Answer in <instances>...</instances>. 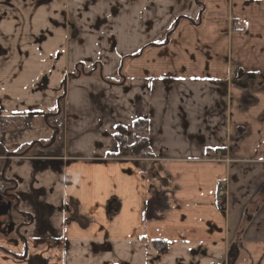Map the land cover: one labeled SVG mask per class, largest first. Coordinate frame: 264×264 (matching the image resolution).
Returning a JSON list of instances; mask_svg holds the SVG:
<instances>
[{
    "label": "crops",
    "instance_id": "crops-1",
    "mask_svg": "<svg viewBox=\"0 0 264 264\" xmlns=\"http://www.w3.org/2000/svg\"><path fill=\"white\" fill-rule=\"evenodd\" d=\"M0 117V264H264V0H0Z\"/></svg>",
    "mask_w": 264,
    "mask_h": 264
},
{
    "label": "trees",
    "instance_id": "trees-1",
    "mask_svg": "<svg viewBox=\"0 0 264 264\" xmlns=\"http://www.w3.org/2000/svg\"><path fill=\"white\" fill-rule=\"evenodd\" d=\"M64 100L63 97L59 99L58 110L55 114L47 115L44 117L45 123L50 127L53 132L52 140L48 144L41 142L34 143L26 148L20 156H34L45 158H58L63 155L64 150ZM32 117V116H29ZM8 122L0 117V132L5 131ZM134 129L139 132H146L147 121L140 120L134 124ZM126 132L122 127L116 129V140L118 142L119 152L114 156H133L140 159L152 158L149 150V143L146 138H136V142L132 147L127 146L125 142ZM6 188L14 185L15 182H5ZM6 192V191H5ZM165 250V247L160 249Z\"/></svg>",
    "mask_w": 264,
    "mask_h": 264
},
{
    "label": "flooded vegetation",
    "instance_id": "flooded-vegetation-1",
    "mask_svg": "<svg viewBox=\"0 0 264 264\" xmlns=\"http://www.w3.org/2000/svg\"><path fill=\"white\" fill-rule=\"evenodd\" d=\"M237 73H241L242 77L241 78H233L232 79V83L233 84H237L238 86H241L242 88H247L248 85L252 84V81L255 79L253 74H244L243 72H237ZM250 78V79H249ZM240 84V85H239ZM220 190H223L225 193V187L221 186ZM225 197V194L223 196V198ZM223 198L219 199L222 200Z\"/></svg>",
    "mask_w": 264,
    "mask_h": 264
},
{
    "label": "rangeland",
    "instance_id": "rangeland-1",
    "mask_svg": "<svg viewBox=\"0 0 264 264\" xmlns=\"http://www.w3.org/2000/svg\"><path fill=\"white\" fill-rule=\"evenodd\" d=\"M76 68H77V72H75L76 74H79L81 71H82V69H85V65L83 64V63H80L79 65H77L76 66ZM50 69L52 70L53 68H52V66L50 67ZM75 73H65V72H62V74H75ZM93 74H100V69L98 68V70H94V73ZM63 86H62V89H64V84H62ZM64 96V95H63ZM62 96V97H63ZM61 98V97H60ZM64 98V97H63Z\"/></svg>",
    "mask_w": 264,
    "mask_h": 264
},
{
    "label": "built area",
    "instance_id": "built-area-1",
    "mask_svg": "<svg viewBox=\"0 0 264 264\" xmlns=\"http://www.w3.org/2000/svg\"><path fill=\"white\" fill-rule=\"evenodd\" d=\"M4 190H5V184L2 181H0V196L3 194ZM224 194L225 193L223 190L218 191V193L216 194V199L219 200L223 198Z\"/></svg>",
    "mask_w": 264,
    "mask_h": 264
},
{
    "label": "water",
    "instance_id": "water-1",
    "mask_svg": "<svg viewBox=\"0 0 264 264\" xmlns=\"http://www.w3.org/2000/svg\"><path fill=\"white\" fill-rule=\"evenodd\" d=\"M242 77V75H241V73H237L236 71L235 72H233V78H241ZM250 79V78H249ZM240 85V84H239Z\"/></svg>",
    "mask_w": 264,
    "mask_h": 264
}]
</instances>
